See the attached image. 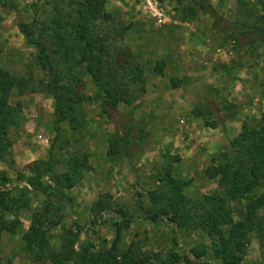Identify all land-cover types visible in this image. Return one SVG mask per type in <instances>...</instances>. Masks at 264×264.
I'll return each instance as SVG.
<instances>
[{"label":"rangeland","instance_id":"rangeland-1","mask_svg":"<svg viewBox=\"0 0 264 264\" xmlns=\"http://www.w3.org/2000/svg\"><path fill=\"white\" fill-rule=\"evenodd\" d=\"M50 1L0 0V66L10 73L24 75L28 69H33L36 77L45 78L34 64L36 49L25 42L18 25L31 22L34 15L32 4L38 5L42 13L49 10L47 2ZM148 1L112 0L111 3L104 0V8L124 27L125 41L129 46V42L136 47L150 44L152 37L157 38L156 31L164 28L175 31L181 27L195 32L196 45L205 48L202 68L194 67L198 70L188 72L193 83L191 94L197 103L186 114L175 116V120L186 124L190 114L191 117H203L204 129L198 130V136L201 135L204 141H194L192 149L186 145V151H181L184 147L179 144L174 145L177 132L179 135L182 132L160 124L159 116L151 112V104L145 96L146 88L134 103H120L109 116L101 114L100 101L96 98L97 87L84 63L77 67L84 82L79 105L85 119L84 127L73 130L67 122H62L60 136L53 148H50L55 136L52 96L44 91L23 95L14 93L10 103L14 105L20 101L22 112L19 125L11 132L13 163L9 165L0 160V182L4 175L8 179V197L15 199L11 211L3 212L5 224H11L13 231H0V264H9L15 257L28 256L38 260L34 254L58 250L63 228L72 224L80 228L78 242L91 241L97 248L109 246L115 236V223L122 221L115 211L128 216L142 215L143 210L152 204L150 193L155 192L154 196H157L159 191L166 190L160 171L168 161L175 178H191V183L183 190L186 196L195 198L218 190L217 180L208 179L204 169L229 148V141L239 133L243 124L256 125L259 122L264 111V42L248 33L242 22L249 20L255 11L259 12L262 0H155L165 13L163 23H158L152 16ZM131 11L135 14H130ZM180 44H172L174 51L171 54L181 55L183 48ZM229 47L231 54H218V48ZM144 54L140 53L142 60ZM164 60L150 57V61H142V67L148 71L153 62V72L162 74ZM168 79L172 88L179 84L174 75ZM139 128L146 135L141 146L130 145L131 162L124 152L106 153L108 138L112 134L124 135L130 131L134 140ZM188 137L186 135L184 141ZM138 149L140 151L136 153ZM74 151L86 152L92 168L84 173L76 186L64 191L63 201H54L34 184L30 185L33 162L50 157L55 170L62 172L66 168V158ZM40 180L45 187L52 184L49 174H43ZM6 187L1 185L0 189ZM263 189L264 186L258 187L244 198L231 201L229 216L233 222L241 217L246 201ZM175 199L176 196L167 198L157 207L158 210H166ZM98 200H103L107 209L94 207ZM45 206L50 210L49 219L44 223L45 234L33 244L34 252L30 253L25 248L22 234L29 228L33 212L42 211ZM229 226V220H224L222 227L226 234ZM213 239V235L201 230H178L167 220L151 222L143 217L135 218L121 233L122 245L137 243L150 264H158L161 259L186 264L188 249L200 243L206 245L207 255L212 257ZM40 264L53 263L45 256ZM208 264L220 263L213 259ZM240 264H264L254 236L250 237Z\"/></svg>","mask_w":264,"mask_h":264},{"label":"trees","instance_id":"trees-1","mask_svg":"<svg viewBox=\"0 0 264 264\" xmlns=\"http://www.w3.org/2000/svg\"><path fill=\"white\" fill-rule=\"evenodd\" d=\"M47 3L50 8L42 13L38 5L32 4L31 22L18 25L25 42L36 49L34 64L45 78L36 77L33 69H28L24 75H14L0 66V160L9 165L13 163L11 132L19 125L22 112L20 101L14 105L10 103L14 93L44 91L52 96L55 136L50 148H53L60 136L62 122H67L73 130L84 127L85 119L79 111L84 82L77 73L81 64H86L91 81L97 87L101 114L109 116L120 103L130 105L145 92L144 69L125 41L124 27L105 10L104 0H51ZM259 3V12L255 11L242 25L248 33L264 42V0ZM145 135L142 128L134 140L130 131L124 135L114 133L108 138L106 153L124 152L131 162L130 145L141 146ZM140 149L135 150L136 153ZM65 164V170L57 172L50 157L33 162L30 185L34 184L46 197L60 203L64 191L76 186L84 173L92 168L84 151L72 152ZM160 172L166 190L159 191L157 196H154L155 192L150 193L152 204L140 216L115 211L122 221L115 223V236L109 246L97 248L91 241L78 242L80 228L72 224L63 228L58 250L34 254L35 259L47 256L53 264H150L137 243L130 242L125 247L121 243L122 230L138 217L151 222L164 219L178 230H201L213 235V256L207 255L205 244H196L188 249L186 264H208L213 259L220 264H240L251 236L257 239L264 259V189L246 201L237 221L233 222L229 216L231 201L240 200L264 186V111L256 125L243 124L229 141V148L204 169L208 179L217 180L218 190L192 198L183 193L191 178H175L169 161ZM43 174H49L51 185L45 187L40 180ZM7 182L3 175L0 186L6 187ZM4 189H0V231H13L11 224H5L3 212L11 211L15 199L8 197L7 187ZM171 196H176L174 203L166 210H158L157 207ZM94 207L107 209L103 200H98ZM49 213L48 206L33 212L29 228L22 234L25 248L30 253L34 252L33 244L45 234L44 223L48 221ZM227 219L230 226L226 234L222 224ZM158 264L174 262L161 259Z\"/></svg>","mask_w":264,"mask_h":264},{"label":"crops","instance_id":"crops-1","mask_svg":"<svg viewBox=\"0 0 264 264\" xmlns=\"http://www.w3.org/2000/svg\"><path fill=\"white\" fill-rule=\"evenodd\" d=\"M107 1L112 3V0ZM130 14H135V11H131ZM135 18H139V16ZM172 30L174 29L166 30L164 28L156 31L157 38L152 37V42L147 44L148 46L140 44L139 47H136L130 42L129 44L132 50L137 54L142 66V61H150V57L160 58L162 60L166 59L167 62L164 60L165 66L163 67L162 74L153 72V62H151L148 71L144 70L145 96L148 99V103L150 102L151 104V112L159 116L157 120L160 121L161 125L164 124L167 129L173 131L185 132L184 135H182V133L179 135L177 132L174 145L177 143L180 147H184L181 151H186V148H188L186 145H189V148L192 149L194 141H204L201 135L198 136V130L204 129L203 117H191L190 114L189 122L184 124L182 120L179 121L180 123H177L175 116L186 114V111H190V109L196 106L197 102L191 94L193 83L192 78H190V73L192 70L197 71L202 68V56L205 54V48L196 45L197 43L194 37V35H196L195 32L190 30L187 31V29L181 27L177 28L175 31ZM177 42H181L182 45L180 44V48H183L181 50V55L178 56L171 54L172 51H174L172 44H177ZM140 53H145V59L142 60L140 58ZM170 75H174V77L179 80V84L175 88L169 85L170 81L168 76ZM200 124L202 126H200ZM186 135L189 137L184 141ZM186 156H188V154ZM40 260L41 259L34 260L28 256L23 258L15 257L11 258L9 264H40Z\"/></svg>","mask_w":264,"mask_h":264},{"label":"built area","instance_id":"built-area-1","mask_svg":"<svg viewBox=\"0 0 264 264\" xmlns=\"http://www.w3.org/2000/svg\"><path fill=\"white\" fill-rule=\"evenodd\" d=\"M149 10L153 17H155L158 23L165 22V13L163 12L162 8L157 5L155 0L148 1ZM218 54L227 56L228 54L232 53L231 47L229 48H218Z\"/></svg>","mask_w":264,"mask_h":264}]
</instances>
